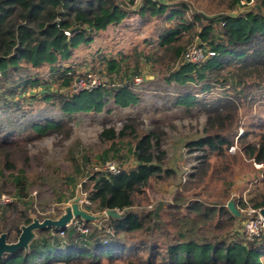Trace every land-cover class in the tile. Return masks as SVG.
<instances>
[{"label":"trees","instance_id":"16d2710c","mask_svg":"<svg viewBox=\"0 0 264 264\" xmlns=\"http://www.w3.org/2000/svg\"><path fill=\"white\" fill-rule=\"evenodd\" d=\"M241 1L0 0V75L9 77L11 71L22 74L12 87L0 83V111H9L11 115L21 112L25 99L20 88L44 84V72L53 84L62 80L70 88L67 95L61 90L59 95L48 92L47 85L42 92L45 102L56 103L68 116L124 112L121 119L127 121L120 135L125 136L129 129L138 131L140 120L146 121L151 114L150 103L161 112L203 107L208 113L209 129L214 132L190 144L209 149L211 157L232 159L230 165L234 167L238 159L229 152L232 145L237 147V137V153L264 164V0L247 12L233 13ZM133 15L139 17V22L126 23ZM123 23L130 28L129 37L92 45L99 31ZM195 37H200L199 45L213 54L200 61H184ZM128 45L131 46L126 48ZM143 55L154 64L169 55L168 71L151 80L147 87L160 89L157 92H144L146 87L136 84V77L143 76L139 70L141 60L132 67L136 75H128L131 65L127 64ZM80 59L90 65L85 73L78 72ZM91 73L111 76V80L71 92L77 78L90 81ZM32 114L24 111L21 115L28 122L20 131L6 129L0 122V191L11 183L20 198L27 196L28 184L23 169L15 172L12 149L26 144L25 133L47 135L63 125L62 119ZM104 136H116L115 129L105 130ZM160 138L153 130L134 136V146L130 148L138 160L135 167L117 173L96 172L84 184L90 200L86 210L102 213L115 208L126 211L123 218L110 216L98 222L78 218L62 230L40 231L28 250L6 254L0 258V264H264V235L249 240L245 234L241 237L213 232L241 220L226 206L205 207L201 200L182 206L175 204L180 213L172 214L171 219L184 221L180 222L183 229L178 232L167 227L172 221L163 222L160 211L153 206L150 210L131 209L149 181L160 177L157 173L162 167L155 161H164L166 154ZM113 149L117 153L120 150L117 145ZM101 158L106 160L104 155ZM224 167L230 170L227 164ZM165 172L168 175L171 171ZM69 179V183L76 180ZM260 197H243L239 202L245 207L264 208V193ZM64 201L67 200H59ZM31 209L29 202L25 208L8 206L0 213V234L6 231L9 240L16 241L20 225L32 221ZM193 211L199 218L190 217ZM215 214L219 220L210 226L211 234L186 237V232L200 231L203 225L213 222ZM173 225L178 227L177 223ZM85 228L87 232L83 231ZM157 232L164 238L155 236Z\"/></svg>","mask_w":264,"mask_h":264},{"label":"rangeland","instance_id":"374dc122","mask_svg":"<svg viewBox=\"0 0 264 264\" xmlns=\"http://www.w3.org/2000/svg\"><path fill=\"white\" fill-rule=\"evenodd\" d=\"M262 1L254 0L245 7L236 8L233 13L247 12ZM262 8L264 11V6ZM138 18L137 15H133L125 22L138 23ZM126 23L119 26L111 25L107 29L99 31L96 42L92 45L97 46V42L102 41L105 43L106 40L112 43L111 39L118 37L121 40L129 37L130 28H126ZM151 26H148L149 29H153ZM139 38L144 37L139 36ZM193 43L201 44L200 37H195ZM109 46H113V44H109ZM130 46L128 45L126 48ZM204 46L209 48L208 45ZM80 57L83 58L84 56L81 54ZM145 58L144 55L133 58L127 64L131 65L128 75H136L133 68L136 62L141 60L139 70H141L143 76L136 77V84L146 87L144 92H157L160 89L147 87L151 86V80H154L155 77L163 76V73L168 71L170 67L169 55L158 59L160 63L157 64L148 62L147 58ZM83 59L79 60L77 66L80 73H85L90 69L89 64L81 63ZM21 75L20 73L14 74L12 71L9 77L4 78L0 75V81L3 80L0 83H3L5 87H12ZM99 75L91 73L88 76L90 81L86 80V78H77L73 87H71V92H77L89 87L94 80H96L94 83L96 85L94 86L99 85L104 80L105 82L111 80V76ZM42 76L44 78V84L42 85L44 86L23 87V90L22 87L20 88L21 92H23L20 95L24 96L25 99L21 112L11 115L9 111H0V122L5 124V128H16L17 131L24 129V123L28 122L21 116L24 111H29V114L33 113L31 116L36 114L63 120L61 129L50 132L47 135L34 136L30 133H25V135L28 134V137H33H27L24 146L20 145V147L11 151L12 158L16 164L15 172L22 169L25 171V178L28 184L27 196L24 198L17 196V189L11 183H7V188L1 191L13 194L16 197L14 204L21 208H25L26 202H29L32 208L29 211L31 217H38L41 220L47 217L57 218L63 213L64 207L71 204L73 199L79 195H82L81 204L85 207L86 204L90 203L88 193L84 191V184L89 181V177L96 172L106 171L105 165L107 162H114L122 170L135 167L138 160L133 156L130 148L134 146V136L150 130L160 134L162 149L166 152L165 160L162 162L155 161L162 167V170L157 173L160 177L152 178L145 192L136 196L132 210H150L153 206V208H157L160 211L163 222L166 223L171 220L173 224L177 223V228L171 223L167 227H170L174 232H178L183 229L180 222L184 221L182 219L180 221L171 219V215L180 213L179 207L174 208L175 204L182 206L186 205L187 201V203L194 201V196H189L188 198L182 196L186 191L194 192L195 194L200 192V195L198 193L196 195L198 200L204 203L203 206L205 207L223 205L228 208L227 204L230 200H234L238 204L243 197H246L247 200L254 197H256V200L261 199L260 195L264 193V164L262 167H258L256 165L258 162L247 159L241 153H237L240 149V141H238L237 137L235 138V141L238 142L236 150L229 152L232 156H237L238 161L234 167L230 165L232 164V159L228 157H211L209 156L211 153L209 149H201L197 145L190 144L192 141L204 138L209 132H214V130L209 129V125L206 122L208 113L204 111L203 107H199V110L185 109L177 112H161L163 110L156 108V104L150 103L148 113H151V117L149 115L146 121H139L136 133L129 129L127 135L122 136L120 133L127 121L126 118L121 119L124 112L104 111L98 115L81 113L68 116L60 110L56 103L45 102L42 99L44 95L42 92L47 85L50 86V91L47 90L48 92H57V95H59L58 93L62 91L67 95V90H70V88H67L62 80L55 81L53 84L48 73L43 72ZM172 93L170 92V94ZM153 109L155 111L151 112ZM151 120L156 122H151ZM11 121L14 122L13 125ZM241 123L244 124L243 121ZM241 123L240 126L242 125ZM112 128L115 129L116 136H104L105 130ZM239 133L242 134V130ZM22 135L20 136L22 137ZM116 145L120 148L118 153L113 149ZM102 155L106 157V160H102ZM226 164L230 170H226L224 167ZM165 170H170L171 172L167 175ZM204 171L207 173L204 174ZM189 173H194L196 176H191ZM185 176L186 180H184ZM70 177L76 178V180L69 183ZM199 181L202 182L200 183ZM229 184H232L230 190L228 188ZM232 192L236 194L232 195ZM60 198L67 201L59 202ZM251 203L253 202L251 201ZM239 205L245 207L242 203ZM249 206L253 207L252 205ZM7 209L8 207L0 210V213ZM10 215L13 217L12 214ZM222 216L224 219L227 218L226 215ZM190 217L199 218L194 211L190 214ZM218 220L219 215L215 214L214 221L203 225L202 230L194 233L186 232L185 235L188 238L189 236L199 237L200 235L211 234L209 231L210 226H215ZM183 225L187 226L185 223ZM214 231L221 235L226 233L228 236H245L242 219L227 224L224 228H215L213 229ZM155 236L161 239L164 238V235L158 232ZM119 264H122V262Z\"/></svg>","mask_w":264,"mask_h":264},{"label":"water","instance_id":"95a60500","mask_svg":"<svg viewBox=\"0 0 264 264\" xmlns=\"http://www.w3.org/2000/svg\"><path fill=\"white\" fill-rule=\"evenodd\" d=\"M82 195L73 199L72 203L64 207L63 213L57 218L47 217L41 220L38 217H32V221L28 224H21V233L16 241L9 240V233L2 232L0 234V258L6 254H13L17 250H28L31 243L39 236V232L51 228L62 230L80 218L83 222H98L107 217L123 218L125 212L118 209L110 208L102 213H92L86 210L81 202ZM228 208L232 214L241 218L243 215L234 200L228 202ZM260 213L264 216V208L260 209Z\"/></svg>","mask_w":264,"mask_h":264},{"label":"built area","instance_id":"2783aa9c","mask_svg":"<svg viewBox=\"0 0 264 264\" xmlns=\"http://www.w3.org/2000/svg\"><path fill=\"white\" fill-rule=\"evenodd\" d=\"M142 1V0H138ZM254 0H242L239 7H245L246 5L252 3ZM70 34V32H67ZM213 54L211 51L204 50L199 44H193L184 55V61H200L204 60L207 56ZM96 80L90 83L89 86H94ZM236 145H232L230 150L234 151ZM258 167H262L263 163H256ZM105 170L117 173L122 170V168L117 167L114 162H107L105 165ZM186 180V176L184 177ZM16 197L13 194L0 191V210L14 204ZM242 213V222H243V232L249 240H255L264 235V216L260 213L261 208H253L250 206L240 207L237 205ZM84 231H87L85 229ZM63 234V232H61Z\"/></svg>","mask_w":264,"mask_h":264},{"label":"crops","instance_id":"0c3cea01","mask_svg":"<svg viewBox=\"0 0 264 264\" xmlns=\"http://www.w3.org/2000/svg\"><path fill=\"white\" fill-rule=\"evenodd\" d=\"M149 188H150V187H149ZM233 191H234V190H233ZM197 193H198V195H200V192H197ZM197 193H196V194H197ZM196 194H195L194 192H188V191H186L185 194H182V196L185 197V198H188L189 196H194V199H193V200L196 201V200H198V197H197ZM234 194H236V193H235V192H232V195H234ZM199 199H200V198H199ZM188 200H189V199H188ZM187 202H188V201H187ZM187 202H186V205L190 203V202H189V203H187Z\"/></svg>","mask_w":264,"mask_h":264},{"label":"bare ground","instance_id":"6f19581e","mask_svg":"<svg viewBox=\"0 0 264 264\" xmlns=\"http://www.w3.org/2000/svg\"><path fill=\"white\" fill-rule=\"evenodd\" d=\"M243 196V195H242Z\"/></svg>","mask_w":264,"mask_h":264}]
</instances>
